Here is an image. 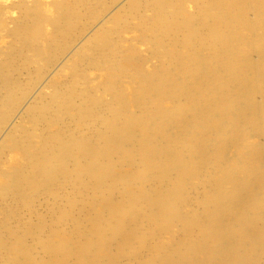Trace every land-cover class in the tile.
I'll list each match as a JSON object with an SVG mask.
<instances>
[{
  "label": "bare ground",
  "instance_id": "obj_1",
  "mask_svg": "<svg viewBox=\"0 0 264 264\" xmlns=\"http://www.w3.org/2000/svg\"><path fill=\"white\" fill-rule=\"evenodd\" d=\"M14 2L0 264H264V0Z\"/></svg>",
  "mask_w": 264,
  "mask_h": 264
},
{
  "label": "rangeland",
  "instance_id": "obj_2",
  "mask_svg": "<svg viewBox=\"0 0 264 264\" xmlns=\"http://www.w3.org/2000/svg\"><path fill=\"white\" fill-rule=\"evenodd\" d=\"M16 2V0H8V3H13V2ZM43 1H45V0H42V2ZM14 2V3H15ZM22 1H18L17 3H21ZM16 5V4H15ZM15 10V11H14ZM13 10V15L14 16H16L18 13L16 12L17 10L16 9H14ZM18 151H16V153H17ZM15 157L16 156H14V157H9V158H7L6 160H4V162H2V163H0V172H7V171H9V170H12V168H11V165L13 164V162H15ZM2 178H0V180H1Z\"/></svg>",
  "mask_w": 264,
  "mask_h": 264
}]
</instances>
